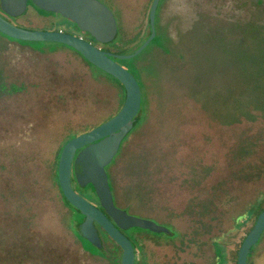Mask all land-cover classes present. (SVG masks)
<instances>
[{"label": "rangeland", "instance_id": "rangeland-1", "mask_svg": "<svg viewBox=\"0 0 264 264\" xmlns=\"http://www.w3.org/2000/svg\"><path fill=\"white\" fill-rule=\"evenodd\" d=\"M100 1L118 24L109 48L134 53L149 38L153 0ZM11 20L101 45L32 6ZM155 28V40L120 62L142 102L106 167L114 200L169 229L126 230L146 264H231L229 248L264 197V0H160ZM8 39L0 32V264H116L108 238L98 256L81 250L78 215L70 216L56 167L66 139L120 111L123 90L68 45ZM248 260L264 264V233Z\"/></svg>", "mask_w": 264, "mask_h": 264}, {"label": "water", "instance_id": "water-1", "mask_svg": "<svg viewBox=\"0 0 264 264\" xmlns=\"http://www.w3.org/2000/svg\"><path fill=\"white\" fill-rule=\"evenodd\" d=\"M29 0H1L2 10L9 16L24 14ZM38 8L60 14L73 21L82 31L106 44L118 33L113 11L100 0H31ZM160 0H153L150 9L151 35L132 54H116L91 41L63 31L31 30L13 24L0 14V32L7 37L40 42H56L68 45L83 55L90 63L117 78L126 90L124 104L109 120L69 140L62 149L58 163V179L66 199L75 206L85 220L79 231L91 244L103 246L97 225L100 226L123 250L121 264H135L136 253L131 239L123 232L138 227L155 233H170L169 229L153 220L140 218L119 208L109 181L106 167L118 154L120 146L136 123L141 108L142 92L137 78L117 59H130L142 52L156 36L155 20ZM73 172L77 184H92L102 210L78 193L73 184ZM264 233V211L248 233L238 253V264L248 263L251 248Z\"/></svg>", "mask_w": 264, "mask_h": 264}, {"label": "trees", "instance_id": "trees-1", "mask_svg": "<svg viewBox=\"0 0 264 264\" xmlns=\"http://www.w3.org/2000/svg\"><path fill=\"white\" fill-rule=\"evenodd\" d=\"M41 11H43V12H45V13H49V12H47V11H44V10H41ZM149 25H150V18H149ZM86 33H88V32H86ZM89 34V33H88ZM4 35V34H3ZM151 35V28H150V31H149V34H148V36L147 37H149ZM5 36V35H4ZM156 37L157 36H155L154 37V39L153 40H155L156 39ZM93 38V37H92ZM11 39H13V38H11ZM13 40H15V39H13ZM93 40H95L94 38H93ZM15 41H17L18 43L20 42V43H22V44H25V45H28V44H30L31 43V41H24V40H15ZM92 42V41H91ZM94 42V41H93ZM97 42V41H96ZM19 43V44H20ZM99 43V42H98ZM21 44V45H22ZM108 44L109 43H107L106 45H105V47H103L102 46V44L101 45H99V47H101L103 50H105V49H107V51L109 50V51H111L112 49H110L109 48V46H108ZM98 46V45H97ZM114 53H118V54H124V50L121 48V49H118V50H114L113 51ZM79 53V52H78ZM80 54V53H79ZM80 55H82V54H80ZM83 56V55H82ZM85 60L87 61V63H88V65L90 66V67H93V68H95L96 70H98V71H100V74H99V77H104V78H106L110 83H115V84H117V85H119L121 88H122V90H123V94H124V98H123V100H125V97H126V90H125V88H124V85L117 79V78H115L114 76H112V75H110V74H108V73H106V72H104L103 70H101V69H99L98 67H96L95 65H93L92 63H90L86 58H85ZM115 60L117 61V62H121L122 61V59H117V58H115ZM0 88L2 89V90H5L6 89V87L5 86H3V85H0ZM12 89L13 90H17V87L16 86H13L12 87ZM138 121H139V118H138V116L136 117V123H135V125H134V127L138 124ZM96 127V126H95ZM94 128V127H93ZM92 129V128H91ZM90 129V130H91ZM87 132V131H86ZM77 135H79V133L78 134H73L71 137H69L68 139H66L65 140V142L63 143V146L61 147V150H60V153L62 152V149H63V147L65 146V144L69 141V140H71L72 138H74V137H76ZM58 157H59V155H58ZM59 163V162H58ZM73 181H75L76 182V180L75 179H73ZM56 182H57V185H58V188H59V190H60V192H61V195H62V197H63V200H64V202H65V204L70 208V210H71V213H70V216L72 215V213L73 214H77L78 216V219L76 220V223H75V226H76V229H78V231H79V226H80V224H81V222L83 221V219H84V215L83 214H81V212L75 207V206H73L67 199H66V197L64 196V194H63V192H62V190H61V187H60V185H59V179H58V172H57V167H56ZM76 188H77V190L79 191V190H81L82 192H87V191H92V192H94L95 193V189H94V187H93V185L92 184H89L88 186H86V187H80L78 184H77V186H76ZM95 202H99V201H95ZM264 211V197H262L259 201H257L254 205H253V207H252V209L250 210V212H249V215H248V217L249 218H251V220H252V225L247 229V231H246V235L243 237V239H242V241L241 242H239L234 248H229V251H228V254H227V263H231V264H238V253H239V250H240V248H241V246H242V244H243V241H244V239L246 238V236L248 235V233L253 229V227H254V225H255V223H256V221H257V219H258V217H259V215L262 213ZM133 230H146V229H142V228H138V227H134V228H132ZM77 231V233H76V236L77 237H80V238H82L83 240H85V241H87V243L90 245L88 248H87V246H85V248L86 249H88V250H91V252L93 253V254H96V255H99V254H97V253H99V252H101V251H105V250H107V247L105 248H99V247H97V246H95V245H93V244H91L86 238H84L81 234H80V232H78ZM146 231H148V232H152V231H150V230H146ZM128 237H129V235L126 233V230L125 231H123ZM153 234H156V235H163V234H165V233H155V232H153ZM168 234H170V233H168ZM130 238V237H129ZM131 239V241H132V243H133V246H134V249H135V253H136V257L138 256V255H140V259H138V258H136V263L135 264H137V262L139 263V264H146V262H145V257H144V249H143V251L141 252L139 249H138V247L136 246V244H135V242L132 240V238H130ZM112 241L111 242H113L114 243V245H115V249H117L116 250V254L118 255V261H116V264H121V259H122V253H123V250H122V248L113 240V239H111ZM106 244V243H105ZM107 245V244H106ZM84 248V249H85ZM112 249V248H111ZM252 250H253V247H252ZM142 257H144L143 259H142Z\"/></svg>", "mask_w": 264, "mask_h": 264}, {"label": "flooded vegetation", "instance_id": "flooded-vegetation-1", "mask_svg": "<svg viewBox=\"0 0 264 264\" xmlns=\"http://www.w3.org/2000/svg\"><path fill=\"white\" fill-rule=\"evenodd\" d=\"M28 6H32L38 13H39V15L41 16V17H60V16H62V15H60V14H56V13H53V12H49V13H45V12H43V11H41L42 9H40V8H38L31 0H29L28 1ZM0 14L4 17V18H6L8 21H10V22H12V20H11V18H12V16H9V15H7L3 10H2V7H1V0H0ZM14 24V23H13ZM16 25V24H15ZM18 26V25H17ZM75 26H76V24H75ZM21 27V26H20ZM77 27V26H76ZM24 28V27H23ZM150 28H151V26H150ZM54 31H63V32H67V33H72V34H75L74 32H70V31H66V30H64V29H62V28H59V29H57V30H54ZM75 35H77V34H75ZM6 36V35H5ZM77 36H79V35H77ZM117 36V35H116ZM7 37V36H6ZM82 37V36H81ZM7 38H9L8 39V41H10V37H7ZM116 38V37H115ZM85 39V38H84ZM12 40L13 39H11V41L10 42H12ZM16 40V39H15ZM15 42H17V41H15ZM18 43V42H17ZM94 44H96V43H94ZM107 44V43H106ZM97 45V44H96ZM109 51V50H108ZM109 52H112V51H109ZM112 53H114V52H112ZM115 59V58H114ZM98 126V125H97ZM73 179H75L76 180V178H75V174H74V172H73ZM73 184H74V188H75V190L78 192V193H80L78 190H77V188H76V186H77V181L75 182V181H73ZM81 194V193H80ZM82 195V194H81ZM89 200V199H88ZM89 201H91V200H89ZM99 201V200H98ZM93 204H95V205H97L98 207H100L102 210H104L101 206H100V203L98 202H95V201H91ZM85 220V217H84V219H83V221ZM82 221V222H83ZM81 222V223H82ZM97 228H98V231H99V234H100V237H101V239H102V244H103V246L101 247V248H106V241H105V239H109L110 241H112L111 239V237L100 227V226H98L97 225ZM81 234V233H80ZM78 236V235H77ZM76 236V237H77ZM262 237V236H261ZM77 239H78V241H79V244H80V247H81V250L84 252V253H87L88 255H91V256H98V255H96V254H93L92 252H91V250H88V249H86L85 248V244H84V241H83V239L82 238H80V237H77ZM261 239V238H260ZM85 248V249H84ZM253 250H252V248H251V251H250V253L252 252ZM249 253V254H250ZM249 256V255H248ZM136 258H138V259H140V255H138ZM135 263H136V261H135ZM248 263H251V262H249V260H248ZM252 264V263H251Z\"/></svg>", "mask_w": 264, "mask_h": 264}]
</instances>
